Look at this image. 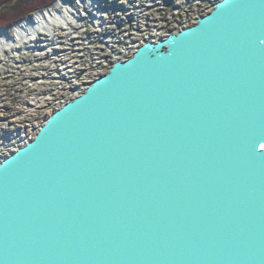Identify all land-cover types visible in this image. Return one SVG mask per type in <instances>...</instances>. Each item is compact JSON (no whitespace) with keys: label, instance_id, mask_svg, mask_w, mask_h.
I'll return each mask as SVG.
<instances>
[{"label":"water","instance_id":"water-1","mask_svg":"<svg viewBox=\"0 0 264 264\" xmlns=\"http://www.w3.org/2000/svg\"><path fill=\"white\" fill-rule=\"evenodd\" d=\"M261 41L218 0L55 109L0 160V264H264Z\"/></svg>","mask_w":264,"mask_h":264},{"label":"rangeland","instance_id":"rangeland-1","mask_svg":"<svg viewBox=\"0 0 264 264\" xmlns=\"http://www.w3.org/2000/svg\"><path fill=\"white\" fill-rule=\"evenodd\" d=\"M57 1L58 0H55L54 3H52V5L48 8L46 7L38 9L37 11L32 12L28 15H33L39 11H44L47 9L57 8L58 5L55 4ZM64 1L70 3L76 11L82 9L78 0ZM85 1L84 3L87 4ZM98 1L100 2V4H102L100 10L104 15L103 30L98 31L94 28L97 23H95V21L89 14H86L84 17L80 18L81 26L72 27V34H64L60 30H57V45L59 43L58 39L60 41H64V47L60 49L68 50V52L65 53L66 55H70V53H73L81 56V65H79L80 71L78 72V74L76 73L75 77L72 80L74 81V84L79 85L76 86V92L74 94L73 92H71V97H74V95L76 94L79 95V93L87 87L89 82H92L101 75L106 74L117 60H125L132 56L137 48L144 44L147 40H158L160 37L166 36L171 32H175L183 28L184 26L191 25V23L195 21L196 18L209 11V8H212V5H214V3H216L218 0ZM13 5L14 4L0 5V12L10 10ZM28 15L24 17H27ZM162 24H164L165 28L162 34H159L156 26L159 25L160 27ZM13 25L14 23L10 27H8V30H10L11 34L13 32ZM43 38L45 40H51V42L55 41L54 39H50L47 36ZM59 47L60 46L58 45L57 48L59 49ZM44 48L47 47H41V49L46 52L47 50ZM51 49L52 48H50V50ZM25 50L29 51V49ZM121 51H125V55L123 54L119 56V52ZM5 55L6 54H0V59H4ZM9 57H11V53L7 58ZM4 64H6V61L4 62L3 60H0V70L3 66H5ZM11 81H13L12 77H10V82ZM11 85L12 84H6V86L9 87H5V89L8 91H16V88L12 87ZM83 87L85 88L83 89ZM25 96L26 94H24V99ZM61 105L62 104H60L59 106L56 105V108L53 109L55 110ZM52 110L47 108L46 115H50L54 111ZM43 114L44 113H42V115ZM12 118L13 116H11V119ZM7 146L8 149L12 148V145L10 143H8ZM0 151H3L4 153L8 152L7 149Z\"/></svg>","mask_w":264,"mask_h":264},{"label":"built area","instance_id":"built-area-1","mask_svg":"<svg viewBox=\"0 0 264 264\" xmlns=\"http://www.w3.org/2000/svg\"><path fill=\"white\" fill-rule=\"evenodd\" d=\"M58 42L60 46L58 50L53 48L46 53H41V50L38 53H34L25 49H19V52L11 54V57L7 58L9 55H5V58L2 59L4 62L6 61V64L0 70V134L3 141L4 137L19 136L20 140L12 146L13 150L17 146L23 145L33 139L47 117L46 112L43 111L44 114H41L42 116L33 113L32 116L36 118L35 120L31 117L30 119L29 117L26 118L24 115H20L22 117H17V119L15 118V120L19 119L17 123L11 120L14 108L17 107L23 110L27 106L30 107L29 102H25V100L19 99V97L16 98V96H24V93L28 95L31 88L28 89L27 83L31 84L34 82V76L39 74L41 80L46 82V84H50V96L45 100L48 103L47 108L50 110L56 108V105L59 106L66 102V99L62 101V98H65L66 94L70 95L71 92L73 94L76 92V87L71 88L69 85L74 84L72 80L76 73L78 74L80 71L81 56L70 52V55H66L65 53L68 50L60 49L64 47V41L58 39ZM45 44H50V40H45ZM65 63L68 64L66 65ZM10 77L13 80L11 82ZM35 83L37 84L38 80H35ZM6 84H12L11 86L15 87L16 91L6 90L5 87H9ZM18 100L21 105L16 104ZM38 100H40V97H38ZM42 106L44 104L37 106V109L39 111L43 110ZM26 114H28L27 111ZM4 115H7V117H3Z\"/></svg>","mask_w":264,"mask_h":264},{"label":"bare ground","instance_id":"bare-ground-1","mask_svg":"<svg viewBox=\"0 0 264 264\" xmlns=\"http://www.w3.org/2000/svg\"><path fill=\"white\" fill-rule=\"evenodd\" d=\"M84 1L78 0L82 9L76 11L70 3H68L64 0H61L58 3L57 8L37 12V13L33 14L32 16L26 18L25 20L17 23L14 27H12V31H13L12 34L10 33V30H4L3 28L0 29V54H6V55H10V53L15 54V53L19 52V49H29L30 52H34V53H38L40 50H41V53H46V52L50 51V48H52V49L55 48L58 50V48H57L58 45L56 42L57 36H58L57 30H60L64 34H72V29H73L72 27L73 26H81L80 18L84 17L86 14L87 15L89 14L91 16V18L95 21V23H97L94 27L96 30H98V31L103 30V28H104V24H103L104 23V21H103L104 15H103L102 11L100 10V7H102V4H100V2L98 0H86L85 2L87 4H85ZM211 9L212 8H209V11ZM101 24H103V25H101ZM156 28L158 30V33L162 34L165 27H164V24H162L160 27H159V25H157ZM112 35H114V34H112ZM46 36L49 37L50 39H54L55 41L51 42V40H50V44L45 45L44 44L45 40L43 37H46ZM115 37H116V34H115ZM163 37H165V36H163ZM128 38H130V37H128ZM151 41H154V40H152V39L147 40L146 43L151 42ZM120 42H122V41H120ZM40 46L41 47H47V48H44L47 51L45 50L46 52H44V50L41 49ZM123 54L125 55V51L119 52V56L123 55ZM0 60L2 61V59H0ZM65 64L67 65L68 63H65ZM35 80H38L37 84L35 83ZM76 85H79V84H76ZM76 85L71 84L69 86L72 88V87H76ZM27 86H28V89L31 88V90L28 92V95H27V93H24V94H26L25 99H24V96L17 95V97H19V99L21 98V100H25V102L26 101L29 102L30 107L27 106L23 110H19L17 107L14 108V113L12 115L13 118L11 119L12 122L17 123L19 121V119L15 120V118L17 119V117H22L20 115H24L26 118L29 117V119H30V117H32L35 120L36 118L32 115H33V113L35 115L43 113V110L39 111L37 109V106H41L42 104H44V106H42L44 111L47 110L46 108H47L48 103L45 100H47L48 97L50 96V93H49L50 92V88H49L50 84L49 83L46 84V82H44L43 80H41L39 78V74H37V76H34V82H32L31 84L27 83ZM84 88L85 87H83V89ZM39 92H40V94H39ZM76 95H74V97ZM42 96H44V97H42ZM27 97L29 100L28 99L26 100ZM38 97H40V100H38ZM71 98H73V97H71V94L70 95L66 94V97L62 98V101H65V99L70 100ZM17 104L21 105L19 100L17 101ZM26 111L28 114H26ZM46 114H47V111H46ZM48 116L49 115H47V117ZM3 117H6V115H4ZM19 140H20L19 136L15 135L12 137H10V136L4 137V141H3L1 138V134H0V150H4V149L6 150L7 149L6 146L8 143H10L13 146V144L17 143ZM10 150H13V147L10 149H7V151H9L7 153L0 151V160L3 157L9 155L11 153Z\"/></svg>","mask_w":264,"mask_h":264},{"label":"trees","instance_id":"trees-1","mask_svg":"<svg viewBox=\"0 0 264 264\" xmlns=\"http://www.w3.org/2000/svg\"><path fill=\"white\" fill-rule=\"evenodd\" d=\"M55 0H0V5L14 4L10 10L0 12V26L10 27L24 16L52 5Z\"/></svg>","mask_w":264,"mask_h":264},{"label":"snow or ice","instance_id":"snow-or-ice-1","mask_svg":"<svg viewBox=\"0 0 264 264\" xmlns=\"http://www.w3.org/2000/svg\"><path fill=\"white\" fill-rule=\"evenodd\" d=\"M261 43H264V41H261ZM261 148H264V144L261 145Z\"/></svg>","mask_w":264,"mask_h":264}]
</instances>
